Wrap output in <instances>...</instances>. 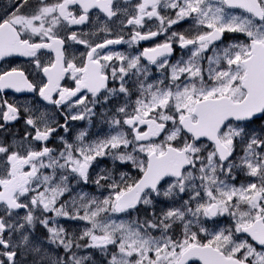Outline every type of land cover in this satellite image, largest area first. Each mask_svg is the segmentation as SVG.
I'll use <instances>...</instances> for the list:
<instances>
[{"label": "snow or ice", "instance_id": "snow-or-ice-1", "mask_svg": "<svg viewBox=\"0 0 264 264\" xmlns=\"http://www.w3.org/2000/svg\"><path fill=\"white\" fill-rule=\"evenodd\" d=\"M0 264H264V0H13Z\"/></svg>", "mask_w": 264, "mask_h": 264}, {"label": "flooded vegetation", "instance_id": "flooded-vegetation-1", "mask_svg": "<svg viewBox=\"0 0 264 264\" xmlns=\"http://www.w3.org/2000/svg\"><path fill=\"white\" fill-rule=\"evenodd\" d=\"M13 4V0H0V13H3L4 11L6 10H11V6ZM146 46H149V42H141L138 47V49H141L143 47H146ZM114 48L116 50H119V51H130L128 49V46L125 44V45H116L114 46ZM180 53H179V50H177V53L171 58L173 60V62L175 61V59H177L179 57ZM16 97L18 99H23L24 97L20 94H13L11 92L8 93V97L9 99H12L13 97ZM75 124H77L79 127H88L90 129V131H93V132H96L99 130V125L95 128L91 127L87 121H81V122H73ZM106 128V126H104Z\"/></svg>", "mask_w": 264, "mask_h": 264}]
</instances>
